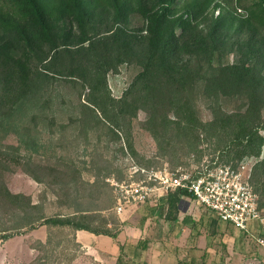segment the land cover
<instances>
[{
    "label": "trees",
    "instance_id": "trees-1",
    "mask_svg": "<svg viewBox=\"0 0 264 264\" xmlns=\"http://www.w3.org/2000/svg\"><path fill=\"white\" fill-rule=\"evenodd\" d=\"M122 66L139 72L117 98L109 76ZM140 113L164 158L178 148L202 158L210 145L216 165L256 160L250 183L264 210V0H0V203L21 214L2 238L48 226L117 240L120 229L93 227L85 211L38 216L29 198L9 190L6 174L24 166L21 152L28 161L41 155L44 136L59 127L86 138L102 128L107 147L137 158ZM185 199L192 195L169 194L160 208L166 220L178 222ZM208 220L212 236L221 233L223 221ZM119 246L117 264H136Z\"/></svg>",
    "mask_w": 264,
    "mask_h": 264
},
{
    "label": "rangeland",
    "instance_id": "rangeland-1",
    "mask_svg": "<svg viewBox=\"0 0 264 264\" xmlns=\"http://www.w3.org/2000/svg\"><path fill=\"white\" fill-rule=\"evenodd\" d=\"M138 72L139 68L137 67L122 66L119 74L109 76L110 87L115 97H121L123 90ZM82 99L85 100V96ZM234 106H236L235 101L231 102V105L227 103L229 108L232 107L233 109ZM63 114L64 118L67 119L66 117L71 114V110L67 109ZM202 119L204 121L210 120L211 114L203 110ZM144 120L145 114L140 113L133 132L134 145L139 155L137 158L131 154H123L119 150V146L107 147L105 130L102 128L92 131L90 137L86 138L85 133L81 131L82 129L74 130V126L71 129L59 127L61 131L57 132V135L52 137L47 134L44 136L46 148L41 155H33V159L28 161V157L25 156L26 153L21 152L24 166L21 164L14 167L11 172L6 174L9 190L13 194H23L29 198L32 205L37 206L36 213L38 216L42 214L47 218H53L75 215L76 212L85 211L87 215L95 218L91 222L93 227L100 228L105 225L112 230L120 229L118 239L113 240L114 244L107 242L106 238H100L104 240L99 239L98 243H93L90 249L77 241L78 231L75 229L48 226H39L34 231L22 230V235L14 236L6 241L2 238L4 232H1V229L19 225L21 223L19 215L21 214L10 206L3 204L2 206L0 203V264H117L118 254L115 253L117 251L120 253L119 245L124 241V236H122L124 227L126 223L135 222H139L136 227L143 234L146 230L148 231L147 234H144V239L141 240L142 243L148 245L140 242L138 244L140 257L138 255L135 257L136 260L138 258L136 264H165L167 261L165 258L169 257V253L179 257L178 262L189 261L191 257L186 251L185 237L183 235L174 237L172 239L177 240L176 242L170 239L171 242L167 241L168 243L164 244L166 239L163 231H167V228L160 224H157L159 226L157 227L155 225L156 220H153L151 225L149 224L150 226L144 230V223L142 222L145 221L137 219L136 214L144 204H135L124 208L123 202L122 207L124 209L120 210L119 202L120 200L123 201V198L120 197L121 191L114 184H138L145 179L147 173L164 170V167L171 171L180 167L191 168L192 170V167H200L204 162L215 157L213 147L210 145L209 147L207 145L202 146L205 152V156L202 158H198L196 154L188 155L187 149H179L178 147L176 150L179 151L175 155L172 153L170 158H164L159 154L152 136L140 126L139 122L142 123ZM101 134L104 136L103 139L98 138L101 137ZM14 142L16 141L14 140ZM140 161L150 162V166L144 167L139 164ZM255 161H253L252 166ZM177 162L180 164L174 167L173 164ZM27 170L34 173L42 182L34 180L32 176L26 173ZM142 170L145 172L143 173ZM165 210H162L163 215L166 214ZM202 210L203 207L196 208L193 206L192 212H198V215ZM195 219L197 220L196 217ZM196 225L194 226H198L194 232L196 235L193 236L194 239L189 245L193 244L195 247V241L199 240L200 237L207 236V246L212 248L208 253V259L206 258L207 264L228 263V261L222 263L223 258L224 260L229 259V262L233 261L232 264H237L236 262L241 261V256L243 258L245 256V259H253L250 257L253 252H250L249 255L247 248L249 245L251 251L253 241L264 249V245L248 235L249 238L246 239L249 240V244L246 242L247 240L243 245L237 243L236 248L240 249L239 247L242 246L243 250L234 252L232 246L235 240L233 238H236L237 234L227 230V234L224 232L212 236L204 227V223L200 221ZM149 234L150 238L153 239L150 240ZM139 235L138 233L137 237ZM255 236L257 237V235ZM258 236L264 240V232ZM137 237L134 240L139 239ZM113 245L119 247L116 252H114ZM213 245L214 247H212ZM196 250L197 247L193 251V257L196 258L197 264H202L205 259V257H200L203 250L197 252ZM255 260L256 264H264V254L255 257ZM239 264H248V261H242Z\"/></svg>",
    "mask_w": 264,
    "mask_h": 264
},
{
    "label": "built area",
    "instance_id": "built-area-1",
    "mask_svg": "<svg viewBox=\"0 0 264 264\" xmlns=\"http://www.w3.org/2000/svg\"><path fill=\"white\" fill-rule=\"evenodd\" d=\"M252 163L251 159L236 165H216L210 159L192 170L180 167L171 171L164 167V170L152 171L138 184L116 183L123 198L119 209L135 204L157 205L170 193L183 191L221 221L253 237V225L264 227V210L260 209L259 195L250 183ZM255 239L264 245L263 238L257 236Z\"/></svg>",
    "mask_w": 264,
    "mask_h": 264
},
{
    "label": "crops",
    "instance_id": "crops-1",
    "mask_svg": "<svg viewBox=\"0 0 264 264\" xmlns=\"http://www.w3.org/2000/svg\"><path fill=\"white\" fill-rule=\"evenodd\" d=\"M166 202H167V200L164 199V200H161L157 205H154V203H147V204L143 205L138 210V212L136 213L137 217H138L137 219H141V220L145 221V222H142V223H144V230H145V228H148V226L151 225V222L153 220H156L157 222L154 221L155 225L160 224L161 226H163V227L166 226V228H167V231H163L164 237L166 239L163 242L164 244H167L168 243L167 241L171 242L170 239H172L174 237L177 238V237L183 235L185 237L184 241H186V247H187L186 251L188 252L189 256L191 257L188 262H190L192 264H197L196 260H195L196 258L193 257V251L195 250V247H197L196 252L198 250L204 251V252L201 251L202 255L200 256L201 258L205 257V259H204L205 263L202 262V264H207L208 260H206V258L209 257L208 253L210 252V249H212L211 247L207 246L208 245L206 243V241L208 242L207 236L200 237L199 240L195 241V247L193 244L191 246L189 244L192 243V241L194 239L193 236L196 235L194 232H195V230H197V228H198L197 225L199 224L200 221H201V223H204V227L206 229H208L207 231L209 232V235H212L208 219H209V216H213V214L210 215V212L208 213V211L205 208H203V210L200 211V213L198 215H197L198 212L193 213L194 212V210L192 212L193 206L196 208H198V207L202 208V207L199 206L194 201H192L191 199H185L182 201V203L180 205V215L178 217V222L177 223L176 222H170V221L165 219V215H163V212L161 211L162 209H160V208L164 207ZM195 217L197 218V220L195 219ZM192 222H194V223L192 224ZM131 224L126 223V225L124 227V233L122 234V236H124V241L121 242L120 245H124L126 252L129 254L128 257L130 259H132L133 261L137 262L138 258L136 260L135 257H137V255H138V250H139L138 244H139V242L142 243L141 240L144 239L143 238L144 234H147L148 231L146 230L145 233L143 234L141 230L137 229L136 226L139 225V222H135V223H131ZM158 225H157V227H159ZM195 225L197 227H194ZM252 229L255 230V232L252 230L254 240L256 237L255 235L258 236V234H262L264 232V227H261L258 224L253 225ZM175 230H177L178 232ZM227 230H231L234 234H237L236 238H233V240H235L234 245L232 244L234 252H240V249H241V251L243 250L242 246L239 247L240 249L236 248L237 243H240L243 245V244H245V241L247 240L246 242H248V244H249V240L246 238H249L250 235L248 236V234H246L243 231H240L238 228H236L230 224L223 223V225H222V223H220L219 228H218V233L223 231V232H221L222 234L224 232H225V234H227L226 233ZM138 233L140 234L139 237H137ZM221 233H219V234H221ZM132 236H135V237H132ZM148 236L150 238V234ZM136 237L139 239L134 240V238H136ZM250 237H252V236H250ZM100 238H106L105 240H107V242L109 241L110 244L111 243L114 244L113 239H111L110 237L96 236V235H94L90 232H86V231H78V233H77V241L80 244H82L86 247H89L90 249H91V245H93V243L97 244L98 240ZM213 238H215V237H213ZM151 239H153V238H150V240ZM100 240H104V239H100ZM172 240L175 242L177 241L175 239H172ZM223 242L226 244V242L224 240H223ZM146 245H148V244L146 243ZM212 247H214V245ZM113 248L115 250L114 252H116L117 249H119V247H116V245L115 246L113 245ZM247 248H248V252H249L248 254L249 255H250V252H253L250 255V257H253V259H251V258L245 259V256H244V258H243V256H241V261H239V263L240 262L242 263V261H248V264H256L255 263V261H256L255 257L262 256L264 254V249H262V246L257 245L255 241H253V243H252L251 251L249 250V245L247 246ZM115 254L119 255L118 251ZM242 254H243V252H242ZM236 255H238V253H236ZM168 256L169 257L165 258L167 260L165 262V264H178V260H179L178 258L179 257L177 258L176 255H172L171 253H169ZM138 257H140V256L138 255ZM219 260H221V257H219ZM225 261L226 262L228 261V263H225V264H232V262H233V261L229 262V259L224 260V258H223L222 263ZM236 263L239 264L238 262H236ZM158 264H160V263H158Z\"/></svg>",
    "mask_w": 264,
    "mask_h": 264
}]
</instances>
